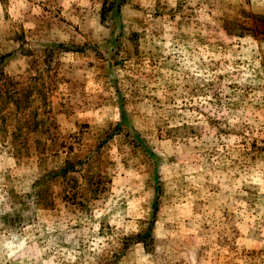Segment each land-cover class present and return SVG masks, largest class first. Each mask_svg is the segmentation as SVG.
Segmentation results:
<instances>
[{
  "label": "rangeland",
  "instance_id": "rangeland-1",
  "mask_svg": "<svg viewBox=\"0 0 264 264\" xmlns=\"http://www.w3.org/2000/svg\"><path fill=\"white\" fill-rule=\"evenodd\" d=\"M110 1L0 0V264H264V0Z\"/></svg>",
  "mask_w": 264,
  "mask_h": 264
},
{
  "label": "trees",
  "instance_id": "trees-1",
  "mask_svg": "<svg viewBox=\"0 0 264 264\" xmlns=\"http://www.w3.org/2000/svg\"><path fill=\"white\" fill-rule=\"evenodd\" d=\"M124 1L125 0H111L108 3H104L101 6L100 12H99L101 20L104 21L106 19V15L108 13H110L111 11H113L116 14H118L120 12V7L124 3ZM259 18H260L259 23L261 24V29L259 31L256 30L257 28L254 25H249V26L254 31L260 32L262 34L261 38L264 39V15H262L261 17L259 16ZM238 28L240 30H242L244 28L249 29L248 27H246V25H242V24H239ZM240 34H244V33L241 32ZM239 36H241V35H239ZM59 46L62 47L64 50H70V49H67L68 47H65L63 44H61ZM69 170H71V169H69L68 164H67V166H64V168L62 169L61 173H65L66 171H69ZM149 232H151V230H149L145 234L144 233L136 234L134 237H135L136 241L141 242V243H143L145 245L146 244V239L145 238L148 237L149 235L151 236V234Z\"/></svg>",
  "mask_w": 264,
  "mask_h": 264
}]
</instances>
